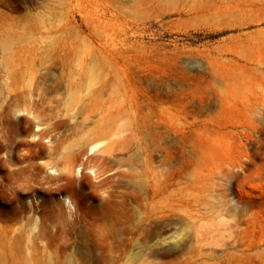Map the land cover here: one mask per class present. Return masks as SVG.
Returning a JSON list of instances; mask_svg holds the SVG:
<instances>
[{
	"label": "rangeland",
	"instance_id": "obj_1",
	"mask_svg": "<svg viewBox=\"0 0 264 264\" xmlns=\"http://www.w3.org/2000/svg\"><path fill=\"white\" fill-rule=\"evenodd\" d=\"M0 264H264V0H0Z\"/></svg>",
	"mask_w": 264,
	"mask_h": 264
}]
</instances>
